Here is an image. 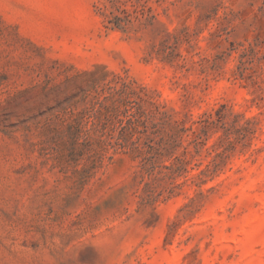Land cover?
<instances>
[{"label":"rangeland","instance_id":"374dc122","mask_svg":"<svg viewBox=\"0 0 264 264\" xmlns=\"http://www.w3.org/2000/svg\"><path fill=\"white\" fill-rule=\"evenodd\" d=\"M0 264H264V0H0Z\"/></svg>","mask_w":264,"mask_h":264}]
</instances>
